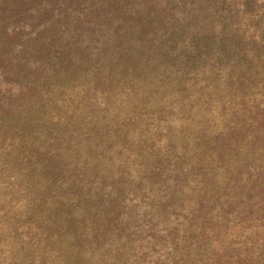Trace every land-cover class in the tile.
Masks as SVG:
<instances>
[{"label":"rangeland","instance_id":"rangeland-1","mask_svg":"<svg viewBox=\"0 0 264 264\" xmlns=\"http://www.w3.org/2000/svg\"><path fill=\"white\" fill-rule=\"evenodd\" d=\"M0 264H264V0H0Z\"/></svg>","mask_w":264,"mask_h":264}]
</instances>
